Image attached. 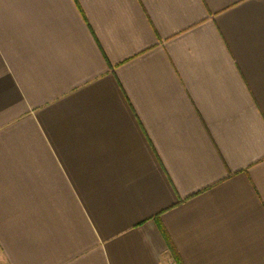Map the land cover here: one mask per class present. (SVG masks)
<instances>
[{
  "label": "crops",
  "instance_id": "1",
  "mask_svg": "<svg viewBox=\"0 0 264 264\" xmlns=\"http://www.w3.org/2000/svg\"><path fill=\"white\" fill-rule=\"evenodd\" d=\"M0 264H264V0H0Z\"/></svg>",
  "mask_w": 264,
  "mask_h": 264
}]
</instances>
